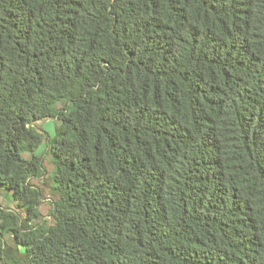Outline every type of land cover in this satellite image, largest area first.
I'll use <instances>...</instances> for the list:
<instances>
[{"label":"trees","instance_id":"1","mask_svg":"<svg viewBox=\"0 0 264 264\" xmlns=\"http://www.w3.org/2000/svg\"><path fill=\"white\" fill-rule=\"evenodd\" d=\"M0 188V264H264V0H0Z\"/></svg>","mask_w":264,"mask_h":264},{"label":"rangeland","instance_id":"2","mask_svg":"<svg viewBox=\"0 0 264 264\" xmlns=\"http://www.w3.org/2000/svg\"><path fill=\"white\" fill-rule=\"evenodd\" d=\"M59 121L56 119H47L39 122L37 124L38 128L45 129V131L49 134L50 137H53L55 135V128L59 125ZM47 143L43 144V146L37 151V154H42L46 148ZM46 156V155H45ZM52 157L51 155H48L46 157V166L49 170V172L52 170L53 165L51 164ZM33 183L35 185H38L43 189V200L41 203V211H42V221L46 225L53 224V219L51 217V211H52V197L50 196L48 188H46L43 184V179H34ZM0 205L4 208H9L12 210H18L17 202L13 199L12 195L7 192L5 188H0ZM10 243H12L11 237L7 238Z\"/></svg>","mask_w":264,"mask_h":264}]
</instances>
